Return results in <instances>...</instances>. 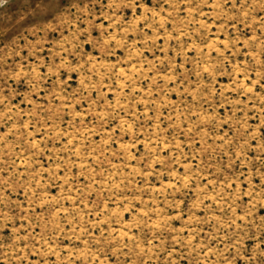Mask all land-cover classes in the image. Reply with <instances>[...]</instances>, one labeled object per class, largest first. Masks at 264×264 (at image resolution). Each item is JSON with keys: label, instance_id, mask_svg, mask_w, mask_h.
I'll return each instance as SVG.
<instances>
[{"label": "rangeland", "instance_id": "1", "mask_svg": "<svg viewBox=\"0 0 264 264\" xmlns=\"http://www.w3.org/2000/svg\"><path fill=\"white\" fill-rule=\"evenodd\" d=\"M0 264H264V0H0Z\"/></svg>", "mask_w": 264, "mask_h": 264}]
</instances>
